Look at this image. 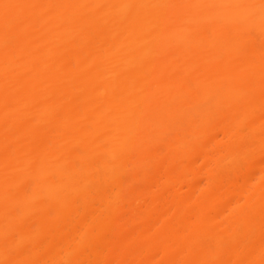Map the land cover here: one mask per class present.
I'll return each mask as SVG.
<instances>
[{"label":"bare ground","instance_id":"bare-ground-1","mask_svg":"<svg viewBox=\"0 0 264 264\" xmlns=\"http://www.w3.org/2000/svg\"><path fill=\"white\" fill-rule=\"evenodd\" d=\"M0 264H264V0H0Z\"/></svg>","mask_w":264,"mask_h":264}]
</instances>
